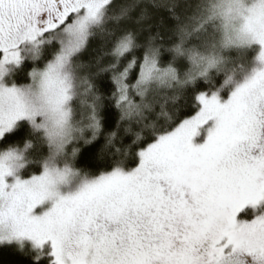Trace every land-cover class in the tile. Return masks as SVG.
Wrapping results in <instances>:
<instances>
[{
  "label": "snow or ice",
  "instance_id": "obj_1",
  "mask_svg": "<svg viewBox=\"0 0 264 264\" xmlns=\"http://www.w3.org/2000/svg\"><path fill=\"white\" fill-rule=\"evenodd\" d=\"M189 5V0H0V76L4 65L22 62L25 44L31 45L32 59L42 49L62 61L81 56L98 39L82 65L83 82L101 101L94 81L110 73L109 99L120 113L102 153L109 147L121 153L113 138L123 126L133 137L123 156L135 147L139 157L131 171L120 166L101 171L67 196L48 192L47 173L9 184L12 172L0 165V197L10 201L12 222L7 239L28 238L36 248L50 242L53 264H264V215L236 220L246 205L264 201V36L254 37L261 67L223 102L217 92L197 91L192 107L199 110L182 117L185 106L178 101L189 87H174L175 69L160 68L158 58ZM144 32L150 34L141 40ZM138 49L144 50L142 58ZM237 67L244 70V62ZM152 72L160 73L158 79ZM4 94L14 103L7 112L0 107V136L29 115L15 87L0 84V97ZM92 109L98 132L96 106ZM210 121L206 141L194 145L198 130ZM45 198L54 200L51 209L32 215ZM3 216L0 209V221Z\"/></svg>",
  "mask_w": 264,
  "mask_h": 264
},
{
  "label": "clouds",
  "instance_id": "obj_2",
  "mask_svg": "<svg viewBox=\"0 0 264 264\" xmlns=\"http://www.w3.org/2000/svg\"><path fill=\"white\" fill-rule=\"evenodd\" d=\"M256 36H264V0H191L172 43L166 49L173 56L166 67L171 66L176 72L172 85L182 89L203 81L209 85L210 92L219 95L234 89L245 75L261 67L256 60L259 47L254 56H247L254 46H259L254 39ZM77 55L74 53L62 61L53 56L42 67L31 69L29 83L12 85L20 94V101L29 114L21 120L28 121L32 135L48 149L41 161L42 173L32 175L28 180L47 173L45 186L53 196H67L61 194V186L68 187L77 178L78 191L93 180L88 172L76 167L75 160L80 148L75 145L93 142V134L97 138L102 130L99 115L101 101L95 100L84 84L87 73L83 71L82 65L86 62L76 60ZM41 56L42 49L40 55L32 60H38ZM180 59L188 65L183 73L175 67ZM241 61L244 62V70L237 67ZM2 72L0 84L4 88H11L2 82L7 75L5 65ZM151 76L155 80L160 73L152 72ZM217 77L220 78L219 84L216 83ZM12 103L14 101L7 94L0 97V107L4 112L8 111ZM93 105L96 106L95 118L99 121L98 132L92 127L96 122L92 119ZM18 121L5 133L13 130ZM88 133L91 135H86ZM111 137L112 132L106 138ZM114 141L113 138L115 145ZM70 145L72 148L69 152ZM33 147L34 141L27 139L23 146L9 145L0 149V165L8 168L12 176L17 178L16 174L31 162L28 153ZM46 201L54 203L52 198H45L39 205ZM9 203L8 197H0V209L4 212L0 221V244L16 241L7 239V234L12 230L8 216Z\"/></svg>",
  "mask_w": 264,
  "mask_h": 264
},
{
  "label": "trees",
  "instance_id": "obj_3",
  "mask_svg": "<svg viewBox=\"0 0 264 264\" xmlns=\"http://www.w3.org/2000/svg\"><path fill=\"white\" fill-rule=\"evenodd\" d=\"M118 2L123 3L125 0H118ZM191 2V0H189ZM183 4L184 0H180ZM167 15L166 13H163ZM151 21H149L150 23ZM171 23V21H170ZM157 29L153 27L151 29V34L155 35ZM149 32H144L141 34L140 39L146 40L149 36ZM172 41H166L167 46H169ZM99 46V40L93 39L90 43L88 49H86L81 56L75 59H82L84 62H88L91 59L92 49ZM257 48L254 47L251 51L247 53L248 58H251L256 54ZM136 54L142 58L144 54L143 49H138ZM130 55V54H129ZM51 57L47 52L42 51V56L37 62L25 61L18 67L19 79L15 81L17 86L29 83V72L33 67H42L44 62H46ZM173 59L172 53L165 49H161L160 56L158 58V65L160 68L166 67ZM107 62V61H106ZM175 67L180 73L188 67L185 60L180 59L175 63ZM135 75H133V79ZM216 83H220V78H216ZM94 87L97 93L101 96V108L100 117L102 130L98 137L89 144H84L80 142L76 144V147L80 148L78 157L75 160V165L77 168H81L89 173L90 178L99 177L101 171L105 174L110 173L117 163L125 173L136 168L139 164V157L136 155V148L129 152L125 157L123 156L124 148L131 143L133 137L130 134H125L123 131V126L118 132V139L114 141L116 147L121 149V153L117 154L115 148L109 147L106 153H102V149L106 144V137L108 133H111L116 128V123L119 120L120 113L115 107L114 101L109 99L112 90H114V85L111 80L110 73H103L97 77L94 81ZM209 85L203 81H198L194 86L188 88L187 96L184 99L178 101V104L185 106V111L181 113L182 117L188 115H195L199 110V105L192 107V102L194 95L199 90H207ZM195 88V89H193ZM229 91L222 92L220 94L221 99L228 95ZM75 103V102H73ZM86 135H91L90 133ZM122 138V139H120ZM32 139L34 141L33 149L28 153L31 158V162L26 166L25 170L19 172V177L22 179L30 178L32 175H38L42 172L41 161L44 156L47 155L48 149L40 143V141L32 135L29 123L26 121L19 122L15 125L13 130L6 133L3 138L0 139V149H5L9 145H20L23 146L25 140ZM72 145L69 146L68 151L70 152ZM78 183V182H77ZM260 213L264 212V205L259 210ZM250 213V212H248ZM247 213L243 214L242 217L248 222H251L255 218L250 214L246 216ZM0 264H53L51 257L46 252H37L28 246H17L14 244L0 245Z\"/></svg>",
  "mask_w": 264,
  "mask_h": 264
},
{
  "label": "rangeland",
  "instance_id": "obj_4",
  "mask_svg": "<svg viewBox=\"0 0 264 264\" xmlns=\"http://www.w3.org/2000/svg\"><path fill=\"white\" fill-rule=\"evenodd\" d=\"M257 48L258 50V47L259 46H254ZM23 49H25L24 51L21 52V55L23 57L22 59V62H25V61H30V62H37L38 60H35L33 61L31 56H32V53L30 51H27V49H30L31 48V45L29 44H25L22 46ZM21 62V63H22ZM20 63V64H21ZM19 65H16V64H6L5 67L7 69V75L4 76L3 78V83L8 86V87H12L13 84H15V81L17 79H19V76H18V67L20 66ZM16 85V84H15ZM229 95V93H228ZM228 95L221 99L222 102L223 100L227 99ZM22 121H26L28 122L27 120H20L18 121L17 123L19 122H22ZM16 123V124H17ZM213 125V122H209L208 124L204 125L202 128H200L198 131H199V135L198 136H195L193 138V144L194 145H200V144H203L205 141H206V138H207V130L208 128H210L211 126ZM8 133V132H7ZM6 134V133H5ZM4 134V135H5ZM1 139V138H0ZM26 167L22 170H25ZM21 170V171H22ZM42 172H40L41 174ZM38 174V175H40ZM37 175V176H38ZM16 176L19 177V173L16 174ZM15 178L14 176H9L6 178V181L9 183V184H12L15 182ZM31 178V177H30ZM30 178H26V179H22L21 177H19V179L21 180H28ZM98 177L96 178H93V180L97 179ZM78 182V183H77ZM78 185H79V178H77L76 180H74L68 187H64V186H61V194L62 195H71V194H75V192L78 191ZM264 205V201H261L259 202L255 207H253L252 205H246L236 216V220L237 222H247L245 220V218L242 217L243 214L247 213V215H251L252 217L256 218L260 215H264V212L260 213L259 210L261 209V207ZM53 206V202L52 201H46L44 202L42 205H39L37 206L33 212H32V215L34 216H42L45 212L49 211L51 209V207ZM250 212V213H248ZM249 222V221H248ZM8 244H14V245H17V246H28L30 248H32L33 250L37 251V252H46L49 254V256L51 257V261L53 262L54 261V257H52L50 255L52 249H51V245H50V242H47L46 244H44L42 246V248H36L33 241H31L30 239L28 238H23L22 240L20 241H13L12 243H2L0 245H8Z\"/></svg>",
  "mask_w": 264,
  "mask_h": 264
}]
</instances>
